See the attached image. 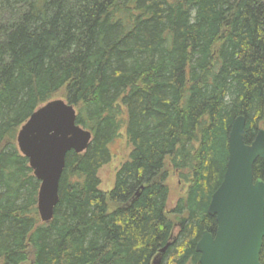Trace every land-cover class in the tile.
<instances>
[{
	"label": "trees",
	"instance_id": "obj_1",
	"mask_svg": "<svg viewBox=\"0 0 264 264\" xmlns=\"http://www.w3.org/2000/svg\"><path fill=\"white\" fill-rule=\"evenodd\" d=\"M61 93L93 138L67 154L44 223L17 134ZM239 116L250 143L264 128V0H0V264H200ZM124 129L132 150L106 192L99 171ZM167 166L188 185L172 209Z\"/></svg>",
	"mask_w": 264,
	"mask_h": 264
},
{
	"label": "water",
	"instance_id": "obj_2",
	"mask_svg": "<svg viewBox=\"0 0 264 264\" xmlns=\"http://www.w3.org/2000/svg\"><path fill=\"white\" fill-rule=\"evenodd\" d=\"M245 128L246 118L237 117L229 134L226 172L208 206L217 229L215 233L205 231L196 246L200 264H261L264 181L255 179L254 165L264 158V128L250 143L245 141ZM92 138L77 123L76 108L65 99L42 105L19 129V151L28 158L40 183L37 208L42 222L49 223L54 217L67 154L85 152Z\"/></svg>",
	"mask_w": 264,
	"mask_h": 264
},
{
	"label": "rangeland",
	"instance_id": "obj_3",
	"mask_svg": "<svg viewBox=\"0 0 264 264\" xmlns=\"http://www.w3.org/2000/svg\"><path fill=\"white\" fill-rule=\"evenodd\" d=\"M55 99H64L63 94H59L55 97ZM263 128V127H262ZM112 159L109 163L104 165L99 171V177L101 179V186L100 188L106 192H110L116 180L117 171L120 167L128 161L130 152L132 150V146L126 136L125 129L123 131L122 137L118 139L116 142L110 145ZM168 171V179L167 185L169 187V200H168V209H172L176 206L179 199L185 197L187 194L188 185L183 183L180 179L178 174L171 169L169 166L166 167ZM176 227L178 228L179 220L177 217L172 216ZM177 234V230L175 235ZM177 236V235H176ZM175 236V237H176ZM161 260V257L158 255L155 260ZM154 260V261H155ZM23 264H34L33 258H30L27 262Z\"/></svg>",
	"mask_w": 264,
	"mask_h": 264
}]
</instances>
